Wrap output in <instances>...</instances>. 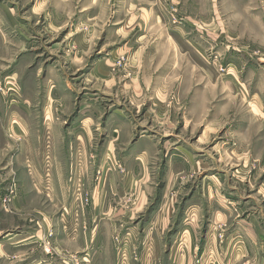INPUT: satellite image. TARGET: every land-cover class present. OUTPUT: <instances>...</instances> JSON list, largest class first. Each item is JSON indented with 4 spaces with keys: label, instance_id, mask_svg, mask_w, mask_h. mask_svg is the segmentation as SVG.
Masks as SVG:
<instances>
[{
    "label": "rangeland",
    "instance_id": "1",
    "mask_svg": "<svg viewBox=\"0 0 264 264\" xmlns=\"http://www.w3.org/2000/svg\"><path fill=\"white\" fill-rule=\"evenodd\" d=\"M243 2L0 0V242L264 264V22Z\"/></svg>",
    "mask_w": 264,
    "mask_h": 264
},
{
    "label": "crops",
    "instance_id": "2",
    "mask_svg": "<svg viewBox=\"0 0 264 264\" xmlns=\"http://www.w3.org/2000/svg\"><path fill=\"white\" fill-rule=\"evenodd\" d=\"M251 2H256L255 5L258 8L257 11L260 14V17L258 16L257 18L255 17L253 18H255V21L258 20V21L264 22V0H246L245 3L244 2L242 3V6H244L247 9V6H249L247 4H251ZM246 9L245 11H247ZM260 28L264 30V27H260ZM102 61L103 60H101L100 63H102ZM98 66L99 65H97V67L93 71H96L98 69ZM19 212L20 211L18 210V213ZM5 217H8V215H5ZM7 221L10 222V220L8 219ZM20 226L22 227V224ZM260 232H262L261 228H260ZM25 236L27 238H25ZM40 237L42 238V234ZM40 239L38 238L35 232L24 233L22 231H20L19 234H16V235H13L12 237L7 238L6 240L4 239L2 243L0 242V264H28V262H30L29 260L34 261V262H31L32 264H43V252L40 251L39 249L40 246H38L41 243V241L39 242ZM89 240L87 241V244L89 243ZM87 244L85 240V243L83 246L86 248ZM29 246L31 248L30 250L32 251L31 253H29V250H28ZM14 250L20 251L21 253L16 254L15 256L12 257L11 253ZM84 260L86 261V257L84 258Z\"/></svg>",
    "mask_w": 264,
    "mask_h": 264
}]
</instances>
